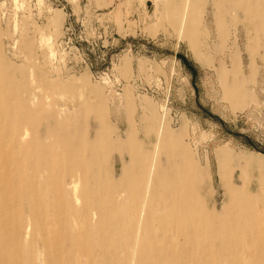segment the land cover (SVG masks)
Returning a JSON list of instances; mask_svg holds the SVG:
<instances>
[{"label":"rangeland","instance_id":"obj_1","mask_svg":"<svg viewBox=\"0 0 264 264\" xmlns=\"http://www.w3.org/2000/svg\"><path fill=\"white\" fill-rule=\"evenodd\" d=\"M232 2L0 0V104L37 116L24 144L81 149L74 172L94 148L80 192L152 165L159 194L185 182L184 200L220 217L213 264H264V26ZM40 239L24 241L36 257Z\"/></svg>","mask_w":264,"mask_h":264},{"label":"bare ground","instance_id":"obj_2","mask_svg":"<svg viewBox=\"0 0 264 264\" xmlns=\"http://www.w3.org/2000/svg\"><path fill=\"white\" fill-rule=\"evenodd\" d=\"M233 1L232 9L245 12L244 21L259 33L264 18L250 14L257 0ZM241 4L248 11L246 6L239 8ZM1 105L0 264H213L214 227L223 222L217 225L220 217L215 212L184 200L185 182L172 183L167 196L159 194L160 171L155 168V180L146 178L154 172L150 165L130 183L105 184L94 175V192L84 194L79 187L82 176L89 175L91 160L97 159L94 148L85 171L74 172L79 169L75 157L81 149L55 152L57 147L24 144L29 136L26 128L35 124L37 116L29 111L21 119L17 100L6 104L10 112ZM238 206L244 225H249L251 207L244 202ZM257 230L264 239V231ZM35 234L43 242L37 257L24 243ZM244 235L236 231L231 236L239 242Z\"/></svg>","mask_w":264,"mask_h":264}]
</instances>
